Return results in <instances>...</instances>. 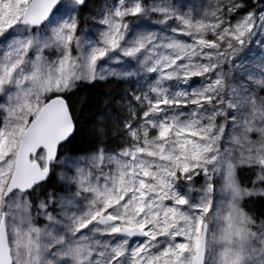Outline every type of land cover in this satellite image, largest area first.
Wrapping results in <instances>:
<instances>
[{
  "label": "snow or ice",
  "instance_id": "snow-or-ice-1",
  "mask_svg": "<svg viewBox=\"0 0 264 264\" xmlns=\"http://www.w3.org/2000/svg\"><path fill=\"white\" fill-rule=\"evenodd\" d=\"M0 264H264V0H0Z\"/></svg>",
  "mask_w": 264,
  "mask_h": 264
},
{
  "label": "trees",
  "instance_id": "trees-1",
  "mask_svg": "<svg viewBox=\"0 0 264 264\" xmlns=\"http://www.w3.org/2000/svg\"><path fill=\"white\" fill-rule=\"evenodd\" d=\"M112 86L110 85H100L96 89L85 88L82 91L78 92L74 97V103L79 109L82 106V102L88 101L89 104H94L95 101L102 97L103 93ZM90 114V109L88 106H85L84 116L82 117V125L86 123V118ZM85 135L87 134V129H85Z\"/></svg>",
  "mask_w": 264,
  "mask_h": 264
}]
</instances>
